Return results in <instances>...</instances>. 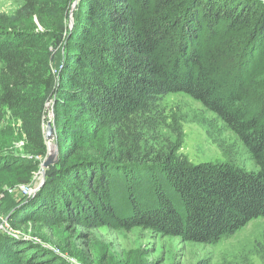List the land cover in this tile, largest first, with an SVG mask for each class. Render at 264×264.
Instances as JSON below:
<instances>
[{
  "label": "trees",
  "instance_id": "obj_1",
  "mask_svg": "<svg viewBox=\"0 0 264 264\" xmlns=\"http://www.w3.org/2000/svg\"><path fill=\"white\" fill-rule=\"evenodd\" d=\"M72 1L0 11V115L24 151L0 144V193L39 170L47 103L59 149L9 226L141 227L208 243L264 217V0H77L69 25ZM179 92L235 133L256 170L195 164L146 140L133 118ZM41 240L0 231V264H73Z\"/></svg>",
  "mask_w": 264,
  "mask_h": 264
},
{
  "label": "rangeland",
  "instance_id": "obj_2",
  "mask_svg": "<svg viewBox=\"0 0 264 264\" xmlns=\"http://www.w3.org/2000/svg\"><path fill=\"white\" fill-rule=\"evenodd\" d=\"M20 2L0 0V11L11 14ZM76 4L77 0L71 3L69 25ZM48 104L44 124H53ZM158 105L159 114L133 118L135 128L141 123V132L146 133L149 143L176 147L179 156L195 164L229 163L248 171L256 170L254 160L235 133L197 100L183 92L170 93ZM4 117L0 115V144L12 141L10 148H4L6 152L24 155L20 136ZM39 170L33 175L34 185L41 181ZM23 185L12 180L4 183L0 193V231L38 242L41 239L34 237L36 228L45 245L73 264H264V217L250 220L233 235L208 243L187 242L141 227L125 230L105 225L89 229L28 223L13 230L7 218L18 196L27 200Z\"/></svg>",
  "mask_w": 264,
  "mask_h": 264
},
{
  "label": "water",
  "instance_id": "obj_3",
  "mask_svg": "<svg viewBox=\"0 0 264 264\" xmlns=\"http://www.w3.org/2000/svg\"><path fill=\"white\" fill-rule=\"evenodd\" d=\"M49 105L50 107H52L53 102L51 104H48V106ZM43 135H44V139L47 145V153L40 163L41 168L39 170V174L41 177V181L37 185L30 183L27 186V191L24 192L25 197L33 195L42 186L45 180V168L55 163L59 156V149H58V144L56 141V133H55L54 124H51L50 122L45 123L43 125Z\"/></svg>",
  "mask_w": 264,
  "mask_h": 264
},
{
  "label": "built area",
  "instance_id": "obj_4",
  "mask_svg": "<svg viewBox=\"0 0 264 264\" xmlns=\"http://www.w3.org/2000/svg\"><path fill=\"white\" fill-rule=\"evenodd\" d=\"M27 186H28V185H23V186L21 187L23 192H26V191H27Z\"/></svg>",
  "mask_w": 264,
  "mask_h": 264
}]
</instances>
